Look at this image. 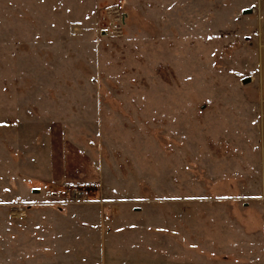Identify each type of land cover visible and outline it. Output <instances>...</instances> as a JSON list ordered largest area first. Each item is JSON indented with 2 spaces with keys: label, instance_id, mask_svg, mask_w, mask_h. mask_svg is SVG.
Wrapping results in <instances>:
<instances>
[{
  "label": "rangeland",
  "instance_id": "1",
  "mask_svg": "<svg viewBox=\"0 0 264 264\" xmlns=\"http://www.w3.org/2000/svg\"><path fill=\"white\" fill-rule=\"evenodd\" d=\"M29 261L264 264V0H0V262Z\"/></svg>",
  "mask_w": 264,
  "mask_h": 264
},
{
  "label": "built area",
  "instance_id": "2",
  "mask_svg": "<svg viewBox=\"0 0 264 264\" xmlns=\"http://www.w3.org/2000/svg\"><path fill=\"white\" fill-rule=\"evenodd\" d=\"M93 187H95V185H87L86 187L81 189L79 192L76 191L75 197L79 199L80 201L86 200V198L89 196L90 192L92 191Z\"/></svg>",
  "mask_w": 264,
  "mask_h": 264
},
{
  "label": "crops",
  "instance_id": "3",
  "mask_svg": "<svg viewBox=\"0 0 264 264\" xmlns=\"http://www.w3.org/2000/svg\"><path fill=\"white\" fill-rule=\"evenodd\" d=\"M0 264H38V263H35V261L34 262H32V261H29V262H16V263H11V262H0Z\"/></svg>",
  "mask_w": 264,
  "mask_h": 264
},
{
  "label": "water",
  "instance_id": "4",
  "mask_svg": "<svg viewBox=\"0 0 264 264\" xmlns=\"http://www.w3.org/2000/svg\"><path fill=\"white\" fill-rule=\"evenodd\" d=\"M245 14H250V13H252V11H245L244 12ZM250 82V80L249 79H246L245 81H244V83H249Z\"/></svg>",
  "mask_w": 264,
  "mask_h": 264
}]
</instances>
